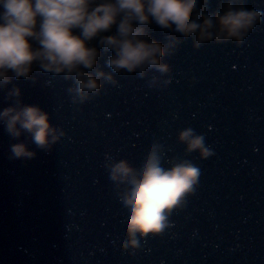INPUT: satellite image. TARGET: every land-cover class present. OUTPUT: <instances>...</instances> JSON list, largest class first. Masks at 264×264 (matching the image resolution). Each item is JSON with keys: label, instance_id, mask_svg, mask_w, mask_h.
Listing matches in <instances>:
<instances>
[{"label": "water", "instance_id": "obj_1", "mask_svg": "<svg viewBox=\"0 0 264 264\" xmlns=\"http://www.w3.org/2000/svg\"><path fill=\"white\" fill-rule=\"evenodd\" d=\"M0 264H264V0H0Z\"/></svg>", "mask_w": 264, "mask_h": 264}]
</instances>
